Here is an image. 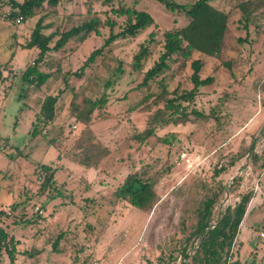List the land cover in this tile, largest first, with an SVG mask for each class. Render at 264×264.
<instances>
[{
  "label": "rangeland",
  "instance_id": "1",
  "mask_svg": "<svg viewBox=\"0 0 264 264\" xmlns=\"http://www.w3.org/2000/svg\"><path fill=\"white\" fill-rule=\"evenodd\" d=\"M10 1L0 0V211L4 212L0 225L15 239L14 264H84L92 258L108 264H160L169 255L175 258L174 264H185L189 260L180 251L185 243L188 253L194 250L190 248L194 238H187L203 201L216 195L215 221L250 190L253 197L248 205L253 201V212L245 218L250 235L242 240L236 236L231 260L264 264L260 236L264 234V8L254 15L255 24L247 32L238 27L240 12L232 9L220 57L194 53L183 60L174 55L167 69L142 86L145 72L163 51V33L186 24L182 13H171L156 0H140L135 8L148 12L154 25L135 38L114 41L76 78L73 72L108 36L103 12L109 14L110 7L101 1L66 0L16 24L7 19ZM89 1L99 14L101 36L90 35L83 43L74 39L62 52L47 55L39 69L54 76L43 91H31L23 107L18 100L23 88L19 74L33 65L37 51L21 45L41 16L43 24L50 25L45 34L91 19ZM174 1L186 6L195 2ZM133 3L125 0L126 6ZM213 4L223 6L222 0ZM113 19L117 33L123 18ZM150 33L155 34V43L141 70H135L133 57ZM246 33L250 43L236 45L235 40ZM195 59L202 62L200 78L213 81L195 99L174 102L186 117L180 111L171 115L167 102L191 90L190 63ZM49 62L50 66L45 64ZM60 90L64 92L55 107V120L51 129H45L62 154L58 161V150L40 135L32 138L31 132L41 127L34 116L44 98ZM102 96L107 104L95 111L90 125L79 124L73 115L88 98ZM148 129L154 135L143 138ZM169 135L173 141L163 144L162 138ZM16 148L22 156L10 161L5 153L17 156ZM233 156L241 159L216 176L214 171L228 166ZM48 163L59 167L53 175L56 198V191L40 193V181L30 175L38 164ZM134 172L154 181L156 198L146 210L132 208L115 196L116 188ZM23 195L30 199L25 207ZM14 204L17 211L11 209ZM60 233L63 237L54 251L52 244ZM24 251L29 255L19 253ZM1 264H11L5 251Z\"/></svg>",
  "mask_w": 264,
  "mask_h": 264
},
{
  "label": "trees",
  "instance_id": "2",
  "mask_svg": "<svg viewBox=\"0 0 264 264\" xmlns=\"http://www.w3.org/2000/svg\"><path fill=\"white\" fill-rule=\"evenodd\" d=\"M62 1L66 0H22L21 2L11 0L9 2L11 11L7 14V19L14 21L17 17H21V23H24L34 18L37 11L46 7L55 9ZM91 1H101L104 5L110 7L109 14L106 13V10L103 12L106 18L104 24L108 27V36L104 37L103 43L98 48L90 52L79 70L73 72L72 75L76 78L82 77L84 70L93 65L97 57L109 51L114 41L118 39L135 38L142 31L154 25V20L148 12L135 8L140 0H133L134 3L132 6H126L125 0ZM156 1L171 13H182L186 18V24L179 28L166 30L163 33V51L153 66L145 72L140 84L142 86L148 85L150 81L167 69L168 61H170L174 55H180L183 60L191 59L194 53L202 54L209 58L220 57L225 47L226 36L229 32V19L233 11L232 9L236 7V10L240 12L241 21L238 22L240 23L238 27L247 32L250 24H255L254 15L258 10L264 8V0H242L236 4H233L232 0H222L223 6L220 7L213 4L214 0H195V2L188 6L179 4L174 0ZM115 2L117 3V8L114 6ZM92 4L93 3L89 1L87 13L89 15L92 14L93 17L89 20H84L66 31L55 30L54 32L45 34L43 31L50 25L43 24V16L37 20L29 38L21 45L24 50L34 49L37 51V56L34 58L33 65H28L19 74V79L23 84V88L20 89L18 100L23 103L22 106L29 98L28 95L31 91H43L48 81L54 76V72L52 71H43L39 69V64L44 63L47 55L62 52L66 45L74 39H77L79 43H83L90 35L101 36L99 30L101 20L98 16L99 14L94 11ZM113 16L123 18V23L117 33L114 32L116 22ZM154 43L155 34L150 33L147 40L140 45L137 54L133 57V68L135 70H141L142 63L150 55V47ZM247 43H250L248 33H246L244 37H238L235 40V44L238 46H243ZM51 63L52 62L45 64L50 66ZM226 65L228 66L229 64L226 63ZM190 68L192 70L190 75L192 88L188 92H182L175 100L171 99L167 102L168 108L172 109L171 115L179 113L180 111L181 115L186 117L184 109L182 108L180 110V105L175 106L174 102L176 100L187 102L195 99L200 93V89L210 85L213 81L211 77L200 78L199 72L202 68V62L199 59L192 60ZM64 81H66V79H64ZM66 87L65 85V88ZM63 92L64 90H60L58 94H48L44 98L39 111L36 112L34 116L36 123L38 125L41 124V127L36 126L31 132L32 138H36L40 135L50 147L54 150H58L56 155V160L58 161L62 158V154L59 152L58 145H55V142L48 138L45 129L52 127L51 125L56 115L55 107ZM106 104V96H102V98L99 99L88 98L84 108L76 112L73 117L79 124L88 127L93 119L95 111H99ZM153 135L154 130L148 129L144 132L143 138H148ZM173 139L174 137L172 135L165 136L162 138V143L169 145ZM251 148H253L252 144ZM16 151L17 156L11 155L8 152H6L5 155L10 161H13L22 156L17 148ZM240 159L241 156L231 157L228 166H221L219 169L215 170V175L220 176L221 174L227 173L228 168L233 167ZM77 163H81L80 159L77 160ZM82 164L86 165L84 163ZM58 170L59 167L54 166L52 163L38 164L32 174H30L32 177L36 176L37 180L40 181V193L43 194L44 191L48 190L49 193L51 191L57 192L54 196L55 198L59 195L53 183V175L58 172ZM115 196L119 200L127 201L132 208L146 210L152 206L156 198L154 181L150 178H143L137 172L130 173L125 177L123 183L116 188ZM252 197V190L242 194L234 206H227L224 212L215 221H212V218L215 203L217 201L216 195L207 197L198 209V220L195 228L187 238V241L190 240V237L194 238V246H192V242L190 244L191 250H194L188 253L187 243H185L180 251L184 260H189V262L185 264H240L238 260H231V249ZM28 202H30V199L27 195H23L22 204L24 205L22 206L25 207ZM17 208L16 204L11 206L13 211H17ZM3 213L4 212L0 211V217L4 216ZM62 237L63 233H60L53 242L54 251H58L57 243ZM4 251L7 253L10 263L14 264V254L16 253L15 239L12 236H8L5 228L0 225V264ZM19 253L21 255H29V253L25 251ZM174 259L173 256L169 255L164 261H161L160 264H174ZM101 260L105 261L103 259Z\"/></svg>",
  "mask_w": 264,
  "mask_h": 264
},
{
  "label": "crops",
  "instance_id": "3",
  "mask_svg": "<svg viewBox=\"0 0 264 264\" xmlns=\"http://www.w3.org/2000/svg\"><path fill=\"white\" fill-rule=\"evenodd\" d=\"M252 202L250 203V207L248 205L247 209H246V213L244 215V218L240 224V227H239V234H238V237H240L239 239L242 240V239H245L247 238V236L250 235V225L246 224V221H245V218H247L249 215H251V213L253 212L252 210Z\"/></svg>",
  "mask_w": 264,
  "mask_h": 264
},
{
  "label": "built area",
  "instance_id": "4",
  "mask_svg": "<svg viewBox=\"0 0 264 264\" xmlns=\"http://www.w3.org/2000/svg\"><path fill=\"white\" fill-rule=\"evenodd\" d=\"M15 23L18 24V23H21V17H17L16 20H15ZM261 237L264 238V234H260ZM85 264H108L107 262L105 261H102V260H97V259H89Z\"/></svg>",
  "mask_w": 264,
  "mask_h": 264
}]
</instances>
